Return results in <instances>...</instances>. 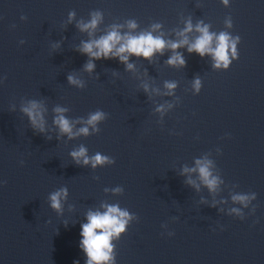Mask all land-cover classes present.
I'll list each match as a JSON object with an SVG mask.
<instances>
[{"label":"water","instance_id":"1","mask_svg":"<svg viewBox=\"0 0 264 264\" xmlns=\"http://www.w3.org/2000/svg\"><path fill=\"white\" fill-rule=\"evenodd\" d=\"M201 27L227 68L189 51ZM113 31L166 47L82 50ZM110 206L128 216L100 264H264V0H0V264H88L82 226Z\"/></svg>","mask_w":264,"mask_h":264},{"label":"clouds","instance_id":"2","mask_svg":"<svg viewBox=\"0 0 264 264\" xmlns=\"http://www.w3.org/2000/svg\"><path fill=\"white\" fill-rule=\"evenodd\" d=\"M97 24L96 19H93L91 24L83 25L84 29L87 28H94ZM131 27H135V24H131ZM188 31L191 30V25H189ZM198 31L201 33L195 43L191 44L189 47V51H195L203 56L206 53H211L214 56L216 61L215 67L219 68L221 62L223 63L224 67L227 68L230 61L228 56V49H229V37L225 33H221L216 39L218 41L217 46L212 48L213 42V34H210L207 27L198 28ZM239 37H237V40ZM121 41H123L121 43ZM119 44V47L116 46ZM181 44H188V40L184 39L179 43H172L171 47L176 49L181 46ZM166 47V42L161 39L160 37H154L151 33L141 34L139 36H131L128 35L126 37H122L118 32L113 31L109 33L107 36L102 37L98 41H93L91 43H85L83 46V51L88 53L92 57L97 59L104 57L108 58L110 54L113 52V49H116V54L120 56L122 61H127L128 57L123 55V53H131L137 56H143L145 58H150L154 52L160 51L162 52L163 49ZM95 49V50H94ZM231 50L233 56L236 54V45L232 43ZM177 61L180 64H184L185 61L183 60L182 56H174L168 62L170 64H175ZM94 67L93 64L89 63L87 68L91 70ZM129 68L132 65H128ZM69 80L72 83H77L72 77H69ZM200 82L197 80L196 87L199 89ZM169 88H174V84H168ZM37 107L36 104H33L32 109H24L25 112L31 117L33 124H37V117H40V120H43L42 115L38 112H33V109ZM57 111H63L62 109H57ZM102 113L97 112L96 114L92 115L89 119V124H94L96 121L102 118ZM56 123L60 126L61 130L67 133H71V126L63 116L57 118ZM41 130H43L42 125ZM83 133H87L88 129L84 128L81 129ZM73 156L81 157L85 156V149L81 148L79 152H74ZM107 157H101V155L97 154L93 161V166L98 163H103L107 160ZM85 163H88V159L85 157ZM209 163L210 162H201L197 161V165L199 167V173L203 180V182L211 189L215 190L217 185V179L211 176L209 171ZM6 183V182H5ZM60 193L53 194L51 196L52 200V207L59 208L60 207ZM253 198H255L253 196ZM234 200L243 202L246 204L248 197L247 196H236L233 198ZM234 211H238L235 210ZM127 212H122L118 207H108V211L101 214V213H90L88 216V223L84 224L83 230L81 235L84 237L82 240V244L84 246V250L89 257L88 264H92L93 261L96 264H100L101 261H105L109 259L108 251L105 249L111 250L110 239L113 234L119 235L121 232L125 230L126 221L120 219L121 217H127ZM101 230L97 232V230Z\"/></svg>","mask_w":264,"mask_h":264}]
</instances>
